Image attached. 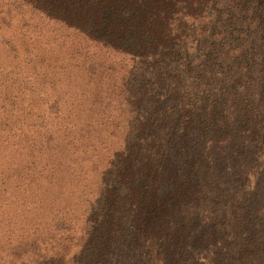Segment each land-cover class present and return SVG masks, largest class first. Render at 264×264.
<instances>
[{"label": "trees", "instance_id": "trees-1", "mask_svg": "<svg viewBox=\"0 0 264 264\" xmlns=\"http://www.w3.org/2000/svg\"><path fill=\"white\" fill-rule=\"evenodd\" d=\"M4 2L63 31L125 118L81 244L48 264H264V0Z\"/></svg>", "mask_w": 264, "mask_h": 264}, {"label": "rangeland", "instance_id": "rangeland-1", "mask_svg": "<svg viewBox=\"0 0 264 264\" xmlns=\"http://www.w3.org/2000/svg\"><path fill=\"white\" fill-rule=\"evenodd\" d=\"M65 36L0 0V264L77 251L122 149L125 118L93 99Z\"/></svg>", "mask_w": 264, "mask_h": 264}]
</instances>
